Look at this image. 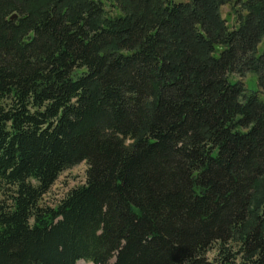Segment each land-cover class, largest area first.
<instances>
[{"label":"trees","instance_id":"trees-1","mask_svg":"<svg viewBox=\"0 0 264 264\" xmlns=\"http://www.w3.org/2000/svg\"><path fill=\"white\" fill-rule=\"evenodd\" d=\"M79 260L264 264V0H0V264Z\"/></svg>","mask_w":264,"mask_h":264},{"label":"rangeland","instance_id":"rangeland-1","mask_svg":"<svg viewBox=\"0 0 264 264\" xmlns=\"http://www.w3.org/2000/svg\"><path fill=\"white\" fill-rule=\"evenodd\" d=\"M230 10L228 4L221 7L222 15L228 16L227 13ZM247 75L244 79H247ZM87 164L82 161L77 163L68 169L61 172L50 190L44 195L43 201L47 204L54 205L59 199H61L68 190L76 186L84 184L86 180ZM218 252V243L213 244L207 251V257L211 262H214ZM113 260L110 261L111 264ZM76 264H92L90 261L79 260Z\"/></svg>","mask_w":264,"mask_h":264}]
</instances>
